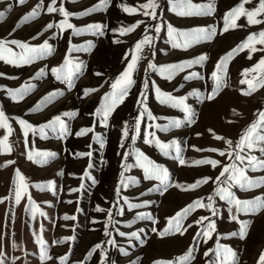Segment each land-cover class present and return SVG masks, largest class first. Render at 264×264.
<instances>
[{
    "label": "rangeland",
    "instance_id": "obj_1",
    "mask_svg": "<svg viewBox=\"0 0 264 264\" xmlns=\"http://www.w3.org/2000/svg\"><path fill=\"white\" fill-rule=\"evenodd\" d=\"M99 2L57 0L56 6L63 4L69 13L79 14ZM146 2L108 0L104 7L89 15H71L68 22L76 29L102 25L99 32L86 31L74 35L73 29L46 28L49 23L59 24L65 19L59 13L47 12L51 0H25L23 4L18 0H0V13H3L0 17V40H16L31 46L47 41L53 48L51 55L20 67L0 60V74H3L0 75V110L12 128L8 141L11 152L0 151V252L4 253L5 264H61V257L67 258L66 264H156L157 261H172L175 264L176 258L185 255L190 247L195 251L187 264H221L223 255H216L218 246L236 254L235 264H259V258L264 253V210L236 213L228 201L215 196L218 187L215 180L224 165L235 163L246 168L247 161L241 163L234 159L235 151H239L234 146L246 129L258 120L259 113L264 112V86L245 95L249 86L241 81L245 78L252 80L253 77L259 79L264 72L253 71L247 77L242 73L253 69L264 58V45L255 43L257 51L245 49L231 58L227 64L226 86L215 99L207 100L206 97L214 87L212 73L221 57L237 48L249 35L264 32V22L249 24L247 17L241 16L236 22L238 27L223 32L225 14L240 5L242 0H190L193 5H212L214 10L208 15H178V11H186L187 8L173 11V0H156L155 20L142 12L128 14L123 11L125 5L138 7ZM259 3L260 0H251L244 4V8L251 11L258 8ZM33 9L38 10V15L29 22H22L23 17ZM255 19L264 21V14ZM137 22L142 23L133 32L120 34L121 28ZM156 26L160 27L159 32L155 31ZM169 27L177 33L214 28L216 35L211 40L193 43L186 49L173 48ZM145 28L149 29L147 34L153 37V44L150 48L145 47L133 73L135 83L123 103L109 116L105 127L94 113L102 106L106 94L112 92L111 84L125 70L131 50L146 34ZM177 39L183 43L182 37ZM89 44L92 47H88ZM9 47L14 52L20 51L16 45ZM126 54L128 59H125ZM201 55L207 57L202 64H194L171 79L148 68L150 62L159 68L191 61ZM66 60L81 65L80 71L73 76L74 86L71 89L52 73V69L60 68ZM72 67L70 64L64 71ZM40 69H45L46 75L35 78ZM192 73L199 74L198 78L185 79ZM145 81L148 82L147 89L144 88ZM26 84L34 85L33 89L23 99L14 101L9 91ZM91 89L95 91L85 94ZM157 89L175 98L186 97L185 103L192 110L194 122L189 123L180 108L161 103L157 98ZM57 90L63 94L56 96L42 111H30L43 97ZM194 91L205 98L191 95ZM141 93H146V107L155 119L145 113L140 130L136 132V118L142 111L137 103L142 98ZM65 112H76L77 115L65 117ZM57 115L67 123L68 131L64 136L59 131L53 133L46 129V138H42L38 131L36 134L29 132L25 138L18 122L24 120L38 129ZM170 120L183 123L179 128L161 131ZM125 122L129 127L127 138L122 136ZM89 127L94 129L93 132L77 135ZM149 133H154V136ZM213 133L224 137V140L214 139ZM5 134L6 130L0 128V139ZM97 135L102 137L103 146L94 139ZM146 140L168 144L176 140L186 165L179 164L174 149H169L166 156L155 142L146 143ZM227 140L233 142L231 158L219 155V151L232 150L225 142ZM30 152L34 159H38L35 156L37 152H50L55 156L37 164L28 159ZM88 152L92 153L91 157L78 155ZM125 153L128 155L125 156ZM141 153L146 160H138ZM240 154L264 160V153L258 150L251 153L245 150ZM200 159H214L220 164L215 168L211 165L192 166L193 161ZM147 161L167 169L170 185L167 191L163 190L159 181L145 179L144 168L140 164L147 166ZM17 170L27 185L19 204L15 202V191L20 183ZM245 175L251 180H259L264 178V169L246 168ZM204 178L210 179L194 190L176 187L177 184L187 187ZM48 182H52L51 189L35 187L46 186ZM157 186L160 191H149ZM231 192L241 201H252L264 197V185L249 190L235 185ZM29 196L32 204L29 203ZM209 196L213 197L216 215L207 208H197L183 221L184 227L193 225L184 235H159L168 227L169 218L198 199L207 203ZM33 204L39 209L34 218L31 212ZM137 204L142 206L130 207ZM98 207L103 211H97ZM39 212L45 215L41 216ZM233 215L237 217L235 220ZM138 216H151L152 219H138ZM201 217H209L215 222V231L206 243L203 236L193 240L203 228V225L194 223ZM242 222H248L243 239L239 235H231L239 233ZM204 223L206 225L207 221ZM120 232L125 235L120 236ZM134 232L136 237L131 236ZM38 239L44 242L47 256L51 259L41 260ZM97 245L100 247L97 248Z\"/></svg>",
    "mask_w": 264,
    "mask_h": 264
},
{
    "label": "snow or ice",
    "instance_id": "obj_2",
    "mask_svg": "<svg viewBox=\"0 0 264 264\" xmlns=\"http://www.w3.org/2000/svg\"><path fill=\"white\" fill-rule=\"evenodd\" d=\"M20 4L25 3V0H18ZM75 2V0H73ZM108 0H100L99 4L96 6H93L90 9L85 10L82 13L79 14H72L69 13L64 7L63 4H61L60 7H57V0H51V4L47 6V12L48 13H59L61 14L65 19L62 20L59 24H53L49 23L46 28L52 29L54 27H58L61 31L65 30L66 28L73 29V34H81L86 31L91 32H99L102 28V25L100 24H93V25H87L83 29H76L71 23L68 22V17L71 15H89L94 11L100 10L102 7H104L107 4ZM251 0H242L241 4L238 5L236 8L230 10L228 13L225 14L224 17V28L223 32L229 31L230 28H236L237 20L241 16L247 17L249 24H257L262 23L264 21L255 19L258 15L264 14V0H260L259 7L248 11L244 8V4L250 3ZM158 7V4L156 0H147L146 3L139 5L138 7H129V6H123V11L128 14H136L139 12H142V14L146 17H150L151 19L155 20L157 18L156 9ZM39 8V6H38ZM178 8H187V10L178 11V15H208L211 14V12L214 10L212 5H193L191 4L190 0H173V6L172 10L177 11ZM38 15V10L33 9V11L23 17L22 22H29L31 19H33L35 16ZM3 16V13H0V17ZM140 23L137 22L134 25L121 28L120 34L125 35L128 33L133 32L136 28L140 26ZM149 31L148 28H145V35L142 39L138 40L134 46V48L131 50V58L130 61L127 63L125 70L120 74V76L115 80L114 83L111 84L112 92L110 94H106L104 97V101L102 103V106L96 110L94 115L99 116L102 120V123L105 127H107V121L109 116L114 112L116 107L123 103L125 98L128 96L129 91L131 89V86L135 83L133 80V73L136 70V66L139 63V61L142 59V53L144 52L145 47H151L153 44V37L147 34ZM155 31L159 32L160 27L156 26ZM221 32V34H223ZM216 35V30L214 28L206 29H195L191 32H179L177 33V30L169 27V37L172 42L173 48H187L193 43H199L201 41L205 40H211L213 36ZM183 38V43L178 41L177 37ZM118 42V41H117ZM255 43H259L261 45H264V32H261L259 34H251L247 37V39L242 42L240 45L237 46V48L231 50L229 53H227L224 57H221L220 61L216 65V70L212 73V79L214 81V87L212 89V92L206 97L207 100H213L216 98V96L219 94V91L226 86L225 76L227 73V64L230 61L231 58H233L235 55L239 54V52L244 51L245 49H249L250 52L257 51V49L254 47ZM9 45H16L20 51L14 52ZM88 47H92L91 44L88 45ZM80 50V49H76ZM264 50V49H262ZM53 52L52 46L45 41L42 45L38 46H31L27 43L18 42L16 40H9L4 41L0 40V60H3L5 63L12 64L14 66L20 67L23 65L32 64L35 61L45 58L49 55H51ZM125 59H128V55L126 54ZM207 59L206 55H201L200 57L187 61L182 62L179 64L174 65H167L157 68L153 63L148 64L149 69H153L155 71H158L159 74L166 79H171L174 75H176L178 72L183 71L186 68L191 67L194 64H202ZM249 59H251V55H249ZM72 64L73 67L69 69L68 71H64L65 68L68 67V65ZM81 68V65L78 63H74L72 61L66 60L65 64L62 65L60 68H54L52 69L53 75L56 77L57 80H60L61 82H66L69 89H71L73 85V76L75 73L79 72ZM253 71H259L264 72V58H262L257 65L254 66L253 69H246L244 70V75L247 77V74ZM3 75V74H0ZM46 75L45 69H40L39 72L36 74L35 78H40ZM99 75V74H97ZM197 73H192L190 76L185 77V79L190 78H198ZM256 81V83H254ZM241 83H247L249 86V90L245 91V95L251 94V91H254L257 87L264 86V76H261L259 79L257 77H253L252 80H248L245 78L241 81ZM34 85L32 84H26L22 86L19 89L16 90H10L9 95L14 101H19L23 99L32 89ZM144 88H148V82L145 81ZM91 91H95V89L86 90L85 94H88ZM158 93V99L161 103H167L172 107L180 108L186 115V120L189 123L194 122L192 119L193 113L191 108L185 103L186 97L183 98H175L171 96V94H165L161 93L159 89H157ZM63 93L59 90L54 91L53 93H49L47 96L43 97L41 101L37 103V105L31 109L30 111H42L44 107L47 106L48 103L52 102L56 96L62 95ZM191 95H195L198 98L204 99L205 97H201L199 92H193ZM140 99L137 100L138 105L141 106L142 111L139 113L138 117L136 118L135 123V131L139 132L140 130V123L145 113L149 116L151 119H155L151 116V113L148 112V109L146 107V100L147 95L146 93H141ZM77 115L76 112H65L63 113V116L65 117H75ZM19 124L22 126V130L24 133L25 138H27L29 132L36 134L37 131L41 135L42 138H46V129L51 130L53 133L59 131L61 136H64L67 134L68 126L67 123L60 115L55 116L51 121L47 122L44 125H41L37 128H34L31 124L27 123L24 120H19ZM182 121L180 120H170L169 124L167 126H164L161 128V131H168L170 128H179L182 125ZM0 128H3L6 130V134L3 136L2 139H0V151L2 152H8L10 153L12 148L11 145L8 143L9 136L12 134V128L8 123V119L5 116L4 112L0 110ZM93 128L89 127L86 129H82L77 135H86L89 132H93ZM212 132V130H209ZM150 136H154V133H149ZM123 138H127L129 136V127L127 125V122H125L123 132H122ZM213 137L216 140H224V137L216 135L213 133ZM96 141H98L103 146V139L101 136L97 135L94 137ZM133 140L136 139L135 136L132 137ZM146 143H153L155 142L157 147L163 152L164 155H169V149H174L176 152V159L178 160L180 165H186V160L182 157L181 151L182 149L179 146V143L176 140H173L170 144L168 143H161L158 140H146ZM227 145L229 146V149L232 150H226V151H219L220 156L227 155L228 157L233 156V142L231 140L225 141ZM121 147H123V143H121ZM195 148V146H193ZM235 149H239V151H235L234 159L236 161H240L241 163H244V161H247L246 168H251L252 170H260L264 169V160L258 159L254 155H241V152H244L247 150L248 153H251L253 150H258L261 153H264V112L259 113V118L256 122L251 124L246 131L241 135L239 140L235 143L234 146ZM197 151H203L202 149H195ZM209 151L216 152L217 149H208ZM80 156L87 155L91 157L92 153H80L78 154ZM128 154L125 153V156ZM35 156L38 157V159H34L33 154L30 152L28 154V159L33 160V162L37 164H42L47 161V159H50L55 156L54 153L50 152H37L35 153ZM138 160H146V158L143 157V154H138ZM220 164L219 161L214 159H200L192 162V166H200V165H211L213 168L217 167ZM141 167L144 168L145 172V179L148 180H157L160 182V185L163 186V190L167 191L168 187L170 186L169 181V174L167 169L163 168L160 165H157L151 161H147V166H145V163L140 164ZM91 167V165H90ZM127 167V166H125ZM246 168H241L237 164L232 163L230 165H224L222 167V170L220 172V175L216 177L215 182L217 183L218 187L215 190V196H218L222 200L228 201L230 205L235 209L236 213H256L259 210H264V197H257L252 201H241L237 199L234 194L231 192V188L235 185H239L241 189L249 190L252 187H256L259 185H264V178H261L259 180H251L246 175ZM87 174V173H86ZM123 175V173L121 174ZM16 176L19 178V185L16 188L15 191V202L17 204L20 203L22 198V192L27 191V185L24 182V178L19 173V170L16 172ZM224 179H221V178ZM210 178H204L202 180H198L195 183L188 185L187 187H184L182 185L177 184L176 187L182 188V190H194L195 188L199 187L201 184L207 183ZM132 183H137L136 181H132ZM121 184L124 185V181H121ZM40 190H44L45 187L48 189H51L53 187L52 182H48L46 186L44 185H35ZM160 191V187L157 186L155 189H150L149 191ZM117 193H119V188L117 189ZM163 194V193H161ZM29 203L32 204L31 197L29 196ZM208 202L205 203L203 200H196L192 204L188 205L184 209H182L180 212L176 213L174 217L169 218L168 220V227L165 228L162 232L159 233L161 237H163L166 234H176L179 233L180 235H184L185 232H187L188 228H191L193 225L189 224L187 227L183 226V221L197 208H207L209 209L213 215H216V210L213 207V197L209 196L207 198ZM2 202V201H0ZM142 205H131L130 207H141ZM97 211H103V209H100L99 207L96 209ZM39 211L38 207L36 205H32V215L33 218L35 217L36 213ZM41 216H44L45 214L43 212H39ZM111 213H109V216ZM66 219L68 217H65ZM138 219L146 218V219H152L151 216H138ZM237 217L236 215H233L232 219L235 220ZM72 219H75V217H72ZM205 221H207V224L205 225ZM153 223H156L155 220H153ZM197 225H203V228L201 231H198L194 237L193 240L196 241L199 237L203 236L204 242L206 243L208 239L212 238V233L215 231V222L212 221L209 217H201L199 220L194 222ZM248 228V222H242L241 228L239 233H232L231 235H239L241 239H243L246 236V229ZM153 231H156V229H153ZM108 233L106 232V235ZM120 236H124L125 233L120 232ZM131 236L136 237L137 233H131ZM37 242L41 245V260L45 259H51V257L47 256V251L44 247V242L40 239L37 240ZM111 242V241H110ZM97 248L100 247V245L96 246ZM94 251V250H93ZM195 251L193 247H190L188 252L185 255H182L180 257L176 258L175 264H187V262L190 261L192 258V253ZM207 255V253L205 254ZM216 255L220 257L223 255V259L221 261V264H235V256L236 254L232 252L230 249L227 248H218L216 249ZM61 261V264H66V257L59 258ZM0 264H5V256L3 252H0ZM156 264H174L172 261H157ZM259 264H264V253L261 254L259 258Z\"/></svg>",
    "mask_w": 264,
    "mask_h": 264
}]
</instances>
